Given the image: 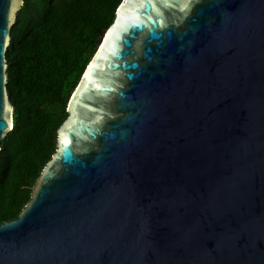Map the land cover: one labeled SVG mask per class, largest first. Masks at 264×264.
<instances>
[{
    "label": "water",
    "instance_id": "water-1",
    "mask_svg": "<svg viewBox=\"0 0 264 264\" xmlns=\"http://www.w3.org/2000/svg\"><path fill=\"white\" fill-rule=\"evenodd\" d=\"M67 112L0 264H264V0H122Z\"/></svg>",
    "mask_w": 264,
    "mask_h": 264
},
{
    "label": "trees",
    "instance_id": "trees-1",
    "mask_svg": "<svg viewBox=\"0 0 264 264\" xmlns=\"http://www.w3.org/2000/svg\"><path fill=\"white\" fill-rule=\"evenodd\" d=\"M122 0H24L7 50L12 131L0 153V224L16 219Z\"/></svg>",
    "mask_w": 264,
    "mask_h": 264
},
{
    "label": "snow or ice",
    "instance_id": "snow-or-ice-1",
    "mask_svg": "<svg viewBox=\"0 0 264 264\" xmlns=\"http://www.w3.org/2000/svg\"><path fill=\"white\" fill-rule=\"evenodd\" d=\"M0 130H2V129H0Z\"/></svg>",
    "mask_w": 264,
    "mask_h": 264
}]
</instances>
